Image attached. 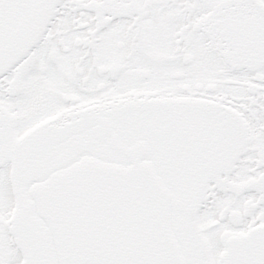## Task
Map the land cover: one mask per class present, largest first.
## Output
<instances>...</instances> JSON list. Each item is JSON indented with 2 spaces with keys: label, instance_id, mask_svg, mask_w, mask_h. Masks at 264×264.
Segmentation results:
<instances>
[{
  "label": "snow or ice",
  "instance_id": "6c2138e0",
  "mask_svg": "<svg viewBox=\"0 0 264 264\" xmlns=\"http://www.w3.org/2000/svg\"><path fill=\"white\" fill-rule=\"evenodd\" d=\"M0 264H264V0H0Z\"/></svg>",
  "mask_w": 264,
  "mask_h": 264
}]
</instances>
